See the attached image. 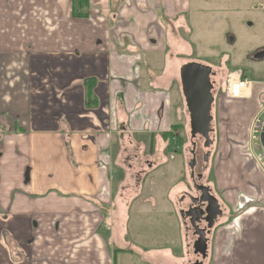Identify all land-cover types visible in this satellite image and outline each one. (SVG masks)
I'll return each mask as SVG.
<instances>
[{"label": "crops", "instance_id": "crops-1", "mask_svg": "<svg viewBox=\"0 0 264 264\" xmlns=\"http://www.w3.org/2000/svg\"><path fill=\"white\" fill-rule=\"evenodd\" d=\"M225 13L258 19L264 0H0V264L116 262L112 214L120 222L131 204L112 200L114 151L152 138L186 64L178 55ZM248 82L242 93L264 94V81ZM251 172L202 264H264V176Z\"/></svg>", "mask_w": 264, "mask_h": 264}, {"label": "rangeland", "instance_id": "rangeland-1", "mask_svg": "<svg viewBox=\"0 0 264 264\" xmlns=\"http://www.w3.org/2000/svg\"><path fill=\"white\" fill-rule=\"evenodd\" d=\"M263 15L254 19L248 14L234 16L233 13H225L218 26L212 28L213 31L203 35L199 29L193 32L188 38L190 53L178 55V60L183 59L180 63L196 62L211 68L214 101L211 110L212 133L209 136L212 145L209 148L203 147L201 137L190 138L188 114L178 83L169 95V106L162 108V117L155 120L156 133L152 138H145V143L139 138H124V151L119 148L114 151L120 155L117 162L121 168L111 166L109 169L112 200L118 209L119 206L123 208V205L131 204L129 212L120 215V222H115L119 221L118 210L112 214V253L116 250L123 252L114 253L116 264H159L156 257L161 264H171L173 260L167 258L170 253L178 256L177 264L194 262L195 257L191 253L194 239L190 232H185L178 215V211L186 207L184 202L180 203V198L186 192L194 193L188 167L191 143L196 144L199 155L195 171L202 174L200 184L210 188L223 212L214 226L217 223L224 226L234 218V214L228 215L227 209L230 211V206H235V197L245 192L246 174L252 173L255 166L264 176L256 154V150L260 151L259 145L255 146V151L250 150L247 133L263 95L257 97V94H253L247 98L249 92H244L241 93L243 99L225 96L229 73L240 72L243 79L250 82L264 81V59H253L257 52L264 51ZM248 87L251 91V86ZM253 87L256 91L261 89L255 85ZM160 97L163 99L167 95ZM172 124L180 125L176 131L181 142L178 149L175 145L168 148L170 139L161 136L162 133L171 132ZM115 140L114 135L112 142ZM148 140L153 141L152 148L146 146ZM207 152L208 160L204 164L201 154ZM152 198L154 206L151 204ZM158 248L161 254H158ZM121 249L133 251L137 257L125 256ZM142 252L155 256L153 263L141 261L144 259Z\"/></svg>", "mask_w": 264, "mask_h": 264}, {"label": "water", "instance_id": "water-1", "mask_svg": "<svg viewBox=\"0 0 264 264\" xmlns=\"http://www.w3.org/2000/svg\"><path fill=\"white\" fill-rule=\"evenodd\" d=\"M253 59H264V51L257 52ZM211 76L210 67L196 62L186 63L179 70L181 93L188 112L190 138L201 137L204 141L203 147L206 149L212 145L209 137L212 133L211 110L214 101L212 96L213 85L210 81ZM259 144L264 154V124L260 133ZM188 167L193 170L194 159L188 163ZM196 189L207 195V197L201 199L207 203L205 211H201L202 214H206L207 227L199 229L192 221L194 234L197 236V240L193 244V250L194 254L200 255L202 259H205L207 253L206 235L214 227L215 221L222 215V211L216 198L209 194L210 189L208 187L199 186ZM180 215L182 216V213ZM186 216H189V213H186Z\"/></svg>", "mask_w": 264, "mask_h": 264}, {"label": "flooded vegetation", "instance_id": "flooded-vegetation-1", "mask_svg": "<svg viewBox=\"0 0 264 264\" xmlns=\"http://www.w3.org/2000/svg\"><path fill=\"white\" fill-rule=\"evenodd\" d=\"M186 111H187V109H186ZM187 114H188V112H187ZM190 155H191L190 161L192 159H194V167H193V170H190V174H189L190 180L192 181V188H193L194 193L190 194V193L186 192L185 195H183L180 198V203L184 202L186 207L184 209H180L178 212V215H179L180 219L183 221L182 224L184 226L185 232H187V233L190 232L192 235V238L194 239L192 242V245H191V253L195 257V260L192 264H198V263L202 264L203 261L207 257V253H206L205 259H202L200 257V255L194 254L193 244L197 240V236L194 234V229L192 227V221H194V225L196 227H198L199 229H205L207 227V223L205 221L206 214H202V212H201V211H205V209L207 207V203L203 202L201 199L207 197V195L196 189V187H199V186H203V187H207V186L200 184V181L202 179V174L196 173V171H195V168L197 165V159L199 158V155H198V152L196 150V144H194V143H191ZM201 159H202L203 163L206 164L207 160H208V152L201 154ZM205 159H206V162H205ZM203 169H205V166H203ZM209 194L212 195L211 191ZM181 213H182V216L180 215ZM186 213H189V216H186ZM222 214H223V212H222ZM215 223H216V221H215ZM212 229L209 231V234L206 235L207 248H208L209 236H211Z\"/></svg>", "mask_w": 264, "mask_h": 264}, {"label": "built area", "instance_id": "built-area-1", "mask_svg": "<svg viewBox=\"0 0 264 264\" xmlns=\"http://www.w3.org/2000/svg\"><path fill=\"white\" fill-rule=\"evenodd\" d=\"M250 83L243 79V76L240 72L229 73L226 77V97L232 99H240L241 95H237L244 86H249ZM262 102L253 116L252 120L249 123L247 133H248V148L250 150H256L255 146L259 145V137L262 131V127L264 124V94L262 98ZM257 160L262 167V173L264 174V154L260 148V151L256 150Z\"/></svg>", "mask_w": 264, "mask_h": 264}, {"label": "trees", "instance_id": "trees-1", "mask_svg": "<svg viewBox=\"0 0 264 264\" xmlns=\"http://www.w3.org/2000/svg\"><path fill=\"white\" fill-rule=\"evenodd\" d=\"M79 2H85V0H77ZM86 7V5H84ZM73 10V13L72 15L74 17H86V13L84 14H81V13H77V11H75L74 9ZM95 84V81L93 79H88V80H85L84 81V86L87 88L88 92L89 90L94 86ZM180 129V125H173L172 126V129H171V132L169 133H162L161 136L162 138L166 139V138H169L170 141H169V145H168V148H171L172 146H176V149H178V147L181 146V142H180V139H179V135L176 133L177 130ZM175 131V132H174ZM115 253H118L119 250H116L114 251Z\"/></svg>", "mask_w": 264, "mask_h": 264}, {"label": "bare ground", "instance_id": "bare-ground-1", "mask_svg": "<svg viewBox=\"0 0 264 264\" xmlns=\"http://www.w3.org/2000/svg\"><path fill=\"white\" fill-rule=\"evenodd\" d=\"M250 87H248V86H244V87H242V89L244 90V89H249ZM242 89H241V91L239 92V93H237V95H241V93H242ZM249 93H250V91H249ZM247 98L249 97V94L246 96ZM244 97L241 95V98L240 99H243Z\"/></svg>", "mask_w": 264, "mask_h": 264}]
</instances>
